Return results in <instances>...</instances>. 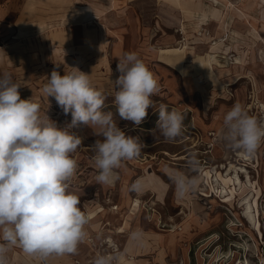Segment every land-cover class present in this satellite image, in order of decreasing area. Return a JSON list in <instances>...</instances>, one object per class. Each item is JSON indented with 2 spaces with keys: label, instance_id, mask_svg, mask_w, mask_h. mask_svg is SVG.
<instances>
[{
  "label": "rangeland",
  "instance_id": "obj_1",
  "mask_svg": "<svg viewBox=\"0 0 264 264\" xmlns=\"http://www.w3.org/2000/svg\"><path fill=\"white\" fill-rule=\"evenodd\" d=\"M227 1L231 7L225 11L221 3L209 0H181L182 5L172 7L160 0H0V74H11L21 85V99L39 103L41 113L60 128L71 123V114L65 115L53 97L42 93L53 70L64 75L76 67L91 75L93 85L107 96L104 110L113 113V85L124 53H137L157 78L160 91L151 97L154 106L139 126L117 117L118 126L144 145L140 158L116 170L119 179L128 173L131 179L149 173L166 188L162 201L151 191L143 203L157 231L175 234L177 241L168 249L160 242L155 257L160 260L150 264H183L186 250L196 258L191 264H264V144L254 155L242 157L219 139L223 117L236 103L264 122V0ZM224 38L225 43L218 42ZM166 47L184 48L181 70L163 58ZM220 74H226L225 84ZM161 104L185 115L182 137L168 141L157 133ZM70 131L83 138L72 154L78 169L70 186L83 187L88 174L93 181L87 193L96 192L98 170L91 146L99 137L83 125ZM172 156L183 159L174 161ZM193 156L199 165L195 173L187 165ZM229 164L245 171L239 175L240 189L227 174ZM175 172L197 175V191L177 198L170 179ZM222 188L228 196H222ZM245 197L250 199L255 227L242 218L240 202ZM102 203L114 205L109 199ZM85 212L89 219L94 217L92 211ZM138 217L147 222L145 213ZM101 218L105 221L107 215ZM110 221L117 223L116 218ZM100 239L87 236L77 254L47 261L19 248H12L7 257L9 264H92L98 254L109 253Z\"/></svg>",
  "mask_w": 264,
  "mask_h": 264
},
{
  "label": "clouds",
  "instance_id": "obj_2",
  "mask_svg": "<svg viewBox=\"0 0 264 264\" xmlns=\"http://www.w3.org/2000/svg\"><path fill=\"white\" fill-rule=\"evenodd\" d=\"M61 75L53 70L42 93L53 97L71 123L60 128L32 98L21 99L11 74H0V264H9L7 254L19 248L28 256L47 261L49 257L74 255L88 232L87 213L80 197L69 191L78 169L72 157L83 138L70 131L80 125L92 129L96 137L91 146L98 170L99 184H113L116 170L126 161L140 158L143 143L139 137L127 135L118 126L119 120L139 126L154 106L151 99L159 91V82L135 52H126L119 59L113 104L115 113L105 111L107 96L97 89L91 75L73 67ZM118 88L119 90H115ZM157 133L168 141L184 135L185 115L164 104L158 108ZM219 139L230 150L254 155L264 144V122L250 115L247 109L234 104L222 122ZM193 173L198 161H187ZM177 198L194 194L199 177L175 172L170 176ZM143 188L142 178L130 186V191ZM142 232L131 234L139 238ZM122 254H98L92 264H119Z\"/></svg>",
  "mask_w": 264,
  "mask_h": 264
},
{
  "label": "crops",
  "instance_id": "obj_3",
  "mask_svg": "<svg viewBox=\"0 0 264 264\" xmlns=\"http://www.w3.org/2000/svg\"><path fill=\"white\" fill-rule=\"evenodd\" d=\"M160 1L166 3L164 5L171 7L182 5L181 0H178V2L174 0L175 3L172 1L169 2L167 0ZM198 1L202 4V2H206L207 0ZM94 172L97 173L98 171L95 170ZM117 174L118 179L113 184H99L96 181V177H94V180L96 181V192L93 193H87V190L91 189L89 188L88 184L93 181V176H91L89 179L87 178L88 174H85L84 176L86 182L83 187L75 188L70 186L69 188V191L73 192L74 194L82 195L80 196V201L84 210L87 212L92 211L94 213V217L89 219L90 223L86 226L88 236L93 238H101L100 240H103L104 237L111 238L118 247L123 246L122 251L125 258L130 256L134 257V264H145V262L150 264L151 262H155V260H160V258H155L157 257L156 248L160 245V242L163 241L161 243L163 248L168 249L177 241V237L172 233L163 234V232L160 233L157 231L158 227L156 228L155 224L153 225L150 223L152 218L148 217L147 209L144 207L145 205L143 203L145 201L143 200L146 195L153 191V193H160V198L157 199L159 202L162 201L164 192L166 190L165 184L161 180L152 178V176L148 173L147 176L140 177L143 180L142 190L139 192H134L130 191V186L137 179H131L129 173L121 176L119 179V170L117 171ZM136 198H142L140 199V209L137 213H135V215L129 216L132 209L131 203ZM104 199H109L114 205L117 206V209L112 210L108 206L103 205L102 201ZM144 213L147 215V222H142L141 219L139 220L138 216L143 215ZM105 215H107L108 220H100L102 219L101 216ZM119 216L121 219L120 224ZM114 218H116V224L111 223L110 221ZM126 219H128V226L125 227L123 233H119V228L123 226ZM136 231L142 232V235L139 238L134 239L132 238L131 234ZM87 245L90 246L89 244ZM83 247L85 248L86 244ZM180 260L183 264H191L192 260L196 261V258L191 256L190 251L186 250V252L183 254V258ZM125 261L127 260L125 259ZM130 261L124 263L132 264ZM121 263L123 264L122 261Z\"/></svg>",
  "mask_w": 264,
  "mask_h": 264
},
{
  "label": "bare ground",
  "instance_id": "obj_4",
  "mask_svg": "<svg viewBox=\"0 0 264 264\" xmlns=\"http://www.w3.org/2000/svg\"><path fill=\"white\" fill-rule=\"evenodd\" d=\"M209 1H211L212 3H221V5H222V7H223V9L225 10V11H227L230 7H231V4H229L228 3V1L227 0H209ZM257 2V1H256ZM259 2V1H258ZM260 3V2H259ZM233 4V3H232ZM256 4V3H255ZM216 6V5H215ZM250 6V5H249ZM248 8V7H247ZM246 8V9H247ZM244 9V8H243ZM217 12V14H220V11H216ZM246 12H247V10H246ZM164 14V13H163ZM221 14H222V12H221ZM164 17H165V19H166V13H165V15H163ZM175 21V20H174ZM173 21V22H174ZM224 24V23H223ZM173 27V26H172ZM227 27H228V25H227ZM103 30V29H102ZM181 32H182V34L184 33V31H183V29L181 30ZM223 32V31H222ZM101 37V36H100ZM226 39L224 38V39H219V43H221V42H223V43H225L224 41H225ZM229 41V40H228ZM179 43V42H178ZM216 44V42L214 43V45ZM222 47L224 46L223 44L221 45ZM227 46H228V44H227ZM181 47V46H180ZM228 47H230V46H228ZM171 47H166L165 49H163L162 50V55H163V58L169 63V64H171V65H173L174 67H177L178 69H180L181 70V68H183L184 67V65H183V62H184V59L186 58L185 57V55H184V48H171ZM226 48V47H225ZM219 49H221L220 47H219ZM216 50H218V47H217V49ZM223 50H224V48H223ZM226 50L228 51V52H230V50L229 49H227L226 48ZM227 51H224V52H226L227 53ZM223 51H221L220 53H223V54H226V53H224ZM228 72V71H227ZM225 75L226 74H220L219 75V78L220 79H223L224 80V83L221 81L220 83L221 84H225ZM239 78V77H238ZM238 78H237V80H238ZM234 79H236V78H234ZM236 80V81H237ZM227 84V83H226ZM228 86L230 85V84H227ZM226 85V86H227ZM222 93V92H221ZM169 153H166V155H168ZM170 156V155H169ZM241 156L242 157H244V156H246V155H244V154H241ZM183 159V157H177V156H172V160H174V161H179V160H182ZM226 168H227V166H226ZM226 170V169H225ZM227 174H229V176L231 177V180H232V184H233V186L235 187V189H240V186H241V183H240V177H239V175H240V173H245V171L242 169V167L241 168H239V167H236V166H234V165H232V164H229V166H228V168H227ZM233 175V176H232ZM228 176V175H227ZM215 181H216V179H215ZM213 187V186H212ZM222 190H223V192H222V196L224 197V196H228V193H227V191L224 189V188H222ZM204 192V191H203ZM221 192V191H220ZM155 195H157L156 196V200L159 202V200L157 199V198H160L159 197V195H160V193L158 192V193H154V196ZM252 193H251V197H252ZM133 204H134V206L132 207V209H131V211H130V214H132V215H135V213H137L138 211H139V209H140V204H141V202H140V199H138V198H136V199H134L133 200V202H132ZM131 203V204H132ZM154 204V203H153ZM240 205L243 207L244 206V209H242V218H244V220H246V223L247 224H249L250 226H253V227H255L256 226V223H255V219H254V216H253V213H252V208H251V203H250V199L249 198H247V197H245V198H243L242 199V201L240 202ZM136 211V212H135ZM181 213H183V212H181ZM124 222V221H123ZM126 225H127V222L125 221L124 222V224H123V226L120 228V230H119V232H124V230H125V227H126ZM232 225H234V224H232ZM105 238V237H104ZM122 254V259H121V261L123 262V264H126V263H124V262H129L130 260H132V258L133 257H128V258H125L124 257V254H123V252L121 253ZM125 259L127 260V261H125ZM129 259V260H128Z\"/></svg>",
  "mask_w": 264,
  "mask_h": 264
},
{
  "label": "built area",
  "instance_id": "obj_5",
  "mask_svg": "<svg viewBox=\"0 0 264 264\" xmlns=\"http://www.w3.org/2000/svg\"><path fill=\"white\" fill-rule=\"evenodd\" d=\"M134 206V204L132 203V207ZM112 210H116L117 209V206L116 205H113L111 207ZM102 244L104 246H106V248L108 249L109 253H106V254H109V255H112V254H117L119 253V247L117 246V244L115 242L112 241L111 238H105L103 239L102 241Z\"/></svg>",
  "mask_w": 264,
  "mask_h": 264
}]
</instances>
